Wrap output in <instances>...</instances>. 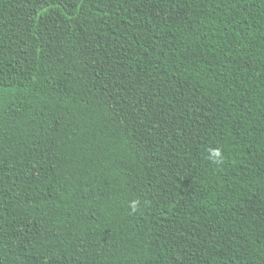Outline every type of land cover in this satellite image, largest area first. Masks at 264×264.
<instances>
[{"label": "trees", "instance_id": "1", "mask_svg": "<svg viewBox=\"0 0 264 264\" xmlns=\"http://www.w3.org/2000/svg\"><path fill=\"white\" fill-rule=\"evenodd\" d=\"M0 264H264V0H0Z\"/></svg>", "mask_w": 264, "mask_h": 264}, {"label": "clouds", "instance_id": "2", "mask_svg": "<svg viewBox=\"0 0 264 264\" xmlns=\"http://www.w3.org/2000/svg\"><path fill=\"white\" fill-rule=\"evenodd\" d=\"M208 159L214 164H222L224 161L223 151L220 148L210 149ZM135 210V204L133 205Z\"/></svg>", "mask_w": 264, "mask_h": 264}]
</instances>
